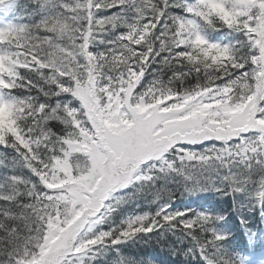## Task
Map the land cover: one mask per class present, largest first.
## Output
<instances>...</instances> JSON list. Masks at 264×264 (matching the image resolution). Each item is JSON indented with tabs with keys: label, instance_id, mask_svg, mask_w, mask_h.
I'll return each mask as SVG.
<instances>
[{
	"label": "snow or ice",
	"instance_id": "1",
	"mask_svg": "<svg viewBox=\"0 0 264 264\" xmlns=\"http://www.w3.org/2000/svg\"><path fill=\"white\" fill-rule=\"evenodd\" d=\"M153 242L264 264V0H0V264Z\"/></svg>",
	"mask_w": 264,
	"mask_h": 264
},
{
	"label": "trees",
	"instance_id": "2",
	"mask_svg": "<svg viewBox=\"0 0 264 264\" xmlns=\"http://www.w3.org/2000/svg\"><path fill=\"white\" fill-rule=\"evenodd\" d=\"M205 202L207 205H215L216 201L211 196V194H207L203 198H198ZM155 252H160L159 249L155 246V243L153 242L151 245H145L143 243L137 244L134 246L127 247L125 249V254L132 256L138 260L143 259L145 261L152 260L153 256L155 255ZM170 264V261H168ZM158 264V263H156Z\"/></svg>",
	"mask_w": 264,
	"mask_h": 264
}]
</instances>
